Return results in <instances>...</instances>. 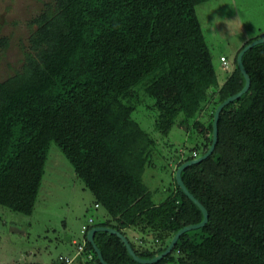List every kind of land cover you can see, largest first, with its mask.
Returning <instances> with one entry per match:
<instances>
[{
    "label": "trees",
    "instance_id": "1",
    "mask_svg": "<svg viewBox=\"0 0 264 264\" xmlns=\"http://www.w3.org/2000/svg\"><path fill=\"white\" fill-rule=\"evenodd\" d=\"M202 1L47 0L29 18L21 65L0 79V205L32 213L48 148L58 145L108 214L81 227L67 255L83 248L68 264H101L86 239L93 225L117 228L139 256L151 257L180 227L202 219L175 169L208 148L215 106L245 82L237 53L264 36L244 40L219 81L196 13ZM242 62L250 85L222 107L213 151L181 170L207 221L147 263L134 260L116 234L96 231L107 263L264 264V41L244 51ZM174 127L186 135L178 144L169 140ZM163 153L173 182L155 201L142 172Z\"/></svg>",
    "mask_w": 264,
    "mask_h": 264
},
{
    "label": "rangeland",
    "instance_id": "2",
    "mask_svg": "<svg viewBox=\"0 0 264 264\" xmlns=\"http://www.w3.org/2000/svg\"><path fill=\"white\" fill-rule=\"evenodd\" d=\"M46 1L0 0V38L7 37L6 46L0 44V79L20 67L32 29L28 20ZM196 13L217 77L222 81L231 71L233 57L244 40L264 31V0H204L196 5ZM220 55L226 57L227 66L221 64ZM141 118L143 125L151 127L146 114ZM169 135V140L174 139L176 144L186 138L177 127ZM167 157L164 153L154 155L151 159L154 162L147 164L142 172L155 201L164 199L173 182ZM89 217L100 223L108 219V214L103 206L95 205L92 192L74 174L60 147L51 142L32 213L24 214L0 205V264L26 261L48 264L60 254H71L74 250L71 240L80 239V229ZM131 231L127 228L126 234L132 240Z\"/></svg>",
    "mask_w": 264,
    "mask_h": 264
},
{
    "label": "water",
    "instance_id": "3",
    "mask_svg": "<svg viewBox=\"0 0 264 264\" xmlns=\"http://www.w3.org/2000/svg\"><path fill=\"white\" fill-rule=\"evenodd\" d=\"M264 41V36H260L257 38L252 39L251 41L247 42L237 53L236 56V62L237 65L240 69V71L242 72L245 82L243 84V86L236 91L233 94H230L229 96H227L225 99H223L222 101H220L214 108L213 111V116H212V138H211V142L208 146V148L201 154L192 157L190 159L184 160L183 162H181L177 168L175 169L174 175H175V180L176 183L178 185V187L180 188V190H182L201 210L202 212V219L198 222H194V223H188L182 227H180L170 238L169 242L167 243V245L165 246V248L163 250H161L160 252L154 254L151 257H141L139 256L135 250L133 249V247L131 246L128 238L126 237V235L122 232H120L117 228L115 227H111V226H106V225H93L92 227H90L87 232H86V239L90 242V244L92 245L93 251L96 254L97 259L99 260V262L101 264H110L107 263L103 256L102 253L99 249V247L97 246V244L95 243L94 240V233L96 231L99 230H104L110 233H114L116 234L118 237L121 238V240L123 241L128 253L132 256V258L138 262H142V263H147V262H154L159 260L160 258H162L164 255H166L175 245L178 237L180 236L181 233H183L186 230L192 229V228H196L199 227L201 225H203L207 219H208V211L205 208V206L199 201L198 198H196L194 196V194L192 192L189 191V189L186 187L182 177H181V170L183 168H185L187 165L191 164V163H195L198 162L204 158H206L214 149V146L216 144L217 141V133H218V119H219V113L222 109V107L227 104L228 102L232 101L235 98H238L243 92H245L249 85H250V77L249 74L247 73L243 62H242V54L244 53V51H246L249 47H251L252 45L259 43V42H263Z\"/></svg>",
    "mask_w": 264,
    "mask_h": 264
},
{
    "label": "built area",
    "instance_id": "4",
    "mask_svg": "<svg viewBox=\"0 0 264 264\" xmlns=\"http://www.w3.org/2000/svg\"><path fill=\"white\" fill-rule=\"evenodd\" d=\"M220 60H221V63L224 65V66H227V59L224 55H220ZM91 218L89 217L88 219V222L90 223L91 222ZM85 227H87V225H83L82 226V229H81V232L83 233L85 231ZM83 248V243H80L78 246H77V249L76 251L73 253V255L69 256V255H59L58 256V259L59 260H64L66 262V264L70 263L71 260L75 257L76 253L79 252L80 250H82Z\"/></svg>",
    "mask_w": 264,
    "mask_h": 264
},
{
    "label": "clouds",
    "instance_id": "5",
    "mask_svg": "<svg viewBox=\"0 0 264 264\" xmlns=\"http://www.w3.org/2000/svg\"><path fill=\"white\" fill-rule=\"evenodd\" d=\"M89 219V218H88ZM87 225V224H86Z\"/></svg>",
    "mask_w": 264,
    "mask_h": 264
}]
</instances>
